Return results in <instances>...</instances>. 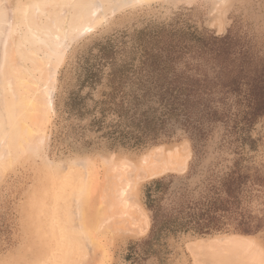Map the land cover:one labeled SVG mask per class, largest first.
I'll return each mask as SVG.
<instances>
[{"label": "rangeland", "instance_id": "374dc122", "mask_svg": "<svg viewBox=\"0 0 264 264\" xmlns=\"http://www.w3.org/2000/svg\"><path fill=\"white\" fill-rule=\"evenodd\" d=\"M117 1L65 0L59 50L36 43L40 70L14 62L43 103L26 108L22 149L3 117L18 87L0 76V264H264V0ZM42 4L0 0V72L4 49L42 36L19 7L38 24ZM92 4L98 21L68 34L73 8ZM151 155L174 158L133 171ZM206 206L209 229L172 227Z\"/></svg>", "mask_w": 264, "mask_h": 264}, {"label": "bare ground", "instance_id": "6f19581e", "mask_svg": "<svg viewBox=\"0 0 264 264\" xmlns=\"http://www.w3.org/2000/svg\"><path fill=\"white\" fill-rule=\"evenodd\" d=\"M25 1V0H24ZM27 2L29 1V0H26ZM40 1V0H39ZM44 3H45V5H48V3L50 4V7H51V5H53V8L52 9H50L49 11H48V9L46 10V12L42 15V18H43V22H41V23H39L40 21H41V17L39 18L40 19V21L38 22V24H36V22H37V20H35L34 21V17H31V15L30 14H26V9H23V8H21V7H19V6H17V8L19 7L20 9H22L21 11H19V12H21L20 14H21V17H20V22L21 23H23L24 25H26V26H33V28H34V26L38 29V30H35V31H39V33L41 32V34H39V35H42V36H40V38L38 37V39H37V41L35 42L34 40L35 39H33V40H31V38H35V37H28V35L26 34V35H24L20 40H19V38L17 39V41L14 43V45L12 46V47H10L8 50H6V49H4L3 50V48H2V52H3V54H2V58H3V55H4V58H3V60L5 61V64H4V66L3 65H1V72L0 73H2V69H3V67H4V72L2 73V75H0V76H3V74H5V75H9V74H11L12 76H10V77H6L5 78V80H4V78H3V80L4 81H6L7 80V78H9V80H11L10 78H12V81L14 80V83L16 84H14V83H12V84H14L13 86H14V88L12 87H8V89L10 88V89H13V92H14V89H15V86H16V89H17V87H18V91H16V93H15V96L17 95L18 97H20V98H18V100H15L16 99V97H15V101L12 99V101L11 100H9V102H8V100H6V97H4L5 98V101H4V103L7 101V104L5 103V105H6V110H5V114H4V116L3 117H6V121H8V123L7 122H5V123H3V125L4 124H9V127H10V132L9 133H11V138H10V142L9 143H11V147L13 148V146L14 147H16V145H18L17 144V142H19V140L17 141V137H19L20 135H26V137H29L30 138V133L32 132V126L29 128V127H26V122H24V120H26L27 119V113L30 115V113H31V111L30 112H28V110H30L31 108H32V110H34L33 109V103L34 102H36V104H34L35 106H34V108H36L35 110L37 111L36 113L38 114V115H40V113H38L39 111H42L41 109H43V103H42V101L40 100V98H37L36 97V99H31L30 97H29V95L31 94L30 93V91L32 90V89H30L29 88V86L27 85V84H29V83H26V81H27V79H25V78H27V76L26 75H28V74H25V75H22L23 73L21 72L22 71V69H24V68H22V67H20V70H18V69H16L14 66H19V64H16L17 62V59H20L22 62H28V61H30L31 63H32V67L33 68H30V69H36L37 68V70H40V66L39 65H41V61L40 60H38V58H37V60L39 61H36L35 59H36V57H35V53H36V47H35V45H36V43H41L42 42V44L44 45L45 43H47L48 42V44H49V49H51V48H53V49H51L50 50V53H49V55L51 54V53H53V52H55V50L54 49H58L59 48V46L64 42V40H66V38H67V36L66 37H59L58 35L61 33L60 31V33H58V32H56V30H58L60 27H61V24L62 23H64V21L63 20H65L64 18H65V16H64V18H63V15H62V18H63V20L61 19V18H59V16H57V13L55 12V10H57L58 8H57V6H59L61 3H63L65 0H42ZM66 1H68V0H66ZM106 1V3L108 4L109 2V0H105ZM135 1V4H136V2H137V0H134ZM140 1V0H139ZM151 1V0H150ZM20 2H22V1H20ZM31 2H32V4H31ZM30 3H28V4H31L32 6L35 4L34 3V1H31ZM90 2H93V1H90ZM101 2V1H100ZM131 2H133V0H118L117 1V5H119V6H116V7H120V5L121 6H126L124 3H131ZM18 3V2H17ZM138 3V2H137ZM144 3V2H143ZM25 4V2L23 3V5ZM91 4V3H90ZM89 4V5H90ZM99 4V3H98ZM105 3H103L102 5H104ZM110 4V3H109ZM124 4V5H123ZM133 4V3H132ZM21 5V4H20ZM26 5H27V3H26ZM31 5H28L29 7L31 6ZM37 5V7H38V4H36ZM41 5V4H40ZM43 6H45L44 4H42ZM89 5H87L89 8H90V10L89 9H87V10H89L88 12H87V10L85 11V13H83V8H77V7H74L73 8V12L71 13V16H70V19H68L69 21V23H68V25H69V27H70V30H69V32H68V34H71L72 35V33L74 34V32H76L75 34H79V33H82V31L84 30V29H82V30H79L78 29V26H77V22L80 20H82V19H84V15H85V17H88V21L90 22L91 21V23L92 22H94V23H96V20L98 21V19L96 18L98 15H97V10L98 9H102L103 10V12H105V9L103 8V7H100L99 5L97 6L96 5V8H95V6H94V8H93V6H92V8H91V6H89ZM128 5V4H127ZM130 5V4H129ZM32 6L30 7V9L32 8ZM35 6V5H34ZM49 6V5H48ZM109 7H110V5H108ZM107 6V7H108ZM37 7H35V10H36V8ZM47 7V6H46ZM55 8H57V9H55ZM92 9V10H91ZM34 10V11H35ZM37 10H39V9H37ZM59 10V9H58ZM106 10H107V8H106ZM113 10H115V9H113ZM44 11V10H43ZM43 11H42V13H43ZM60 11V10H59ZM58 11V12H59ZM18 12V11H17ZM28 12V11H27ZM36 12V11H35ZM34 12V13H35ZM29 13H30V11H29ZM62 13V12H61ZM60 13V14H61ZM19 14V15H20ZM41 14V13H40ZM39 14V15H40ZM17 15V14H16ZM59 15V14H58ZM69 15H70V13H69ZM100 18V17H99ZM86 19L87 18H85L84 19V21H86ZM63 21V22H62ZM93 23V24H94ZM18 24V23H17ZM19 25V24H18ZM14 26V25H13ZM20 26V25H19ZM22 26V25H21ZM25 27V26H24ZM68 27V26H67ZM23 28V27H22ZM32 28V27H31ZM50 28V29H49ZM63 28V27H62ZM20 30V29H19ZM41 30H43V31H41ZM45 30V31H44ZM47 30H51V32L52 33H49V31H47ZM17 31V30H16ZM27 31V30H26ZM32 31V30H31ZM24 32V31H23ZM47 33L46 34V40L44 41V35L42 34V33ZM25 33V32H24ZM67 33V32H66ZM38 33H36V35H37ZM68 34H65V35H68ZM60 35H62V34H60ZM16 36H18V33L16 34ZM16 36H15V38H16ZM74 36V35H73ZM11 37H13L12 39H15L14 38V35H11L10 36V39H11ZM69 37V36H68ZM71 38H72V36H70ZM4 39V38H3ZM10 39H9V41H10ZM11 39V40H12ZM14 41V40H13ZM11 43H13V42H11ZM11 43H10V45H11ZM5 44V40L3 41V45ZM9 43H7V46H9L8 45ZM28 44V45H27ZM37 46V45H36ZM52 46V47H51ZM3 47V46H2ZM42 47V49H43V46H41ZM40 47V48H41ZM45 48H47V46L45 45L44 46ZM51 47V48H50ZM1 49V48H0ZM42 49H40L41 50V53L43 52V51H45V49L42 51ZM54 50V51H53ZM59 50V49H58ZM5 51H7V53L5 52ZM4 52L6 53V55L4 54ZM38 52H39V48H38ZM36 54H38V53H36ZM39 57H40V55H38ZM46 57H41V59H45ZM48 59V58H47ZM45 61V60H44ZM14 62H16L15 64H14ZM20 61H18V63H19ZM20 66H21V62H20ZM42 66V65H41ZM28 67V66H27ZM26 67V68H27ZM22 68V69H21ZM28 69V68H27ZM25 70V69H24ZM23 70V71H24ZM29 70V69H28ZM48 70V69H47ZM30 73V72H29ZM46 73H47V71H46ZM24 76H26L25 78H24ZM46 76V75H45ZM43 77V76H42ZM47 77V76H46ZM14 78V79H13ZM41 78V77H40ZM1 79V78H0ZM2 79L0 80V81H3ZM8 80V81H9ZM3 81V82H4ZM8 81H6V82H4L5 83V85H6V83L8 82ZM32 81V80H31ZM44 82V81H43ZM1 83V82H0ZM48 83V82H47ZM3 84V83H2ZM9 85H10V82L8 83ZM11 84V85H12ZM4 85V84H3ZM3 86L4 87V90L6 89L5 87L7 86ZM8 85V86H9ZM31 85V84H30ZM28 86V87H27ZM33 86V85H32ZM31 86V87H32ZM2 87V88H3ZM1 88V89H2ZM43 88V87H42ZM6 90V91H2V96H4L3 95V93H7L9 90ZM28 89H29V91H28ZM0 91V92H1ZM34 91V90H33ZM40 91V90H39ZM12 92V93H13ZM36 92V91H35ZM9 93V92H8ZM7 93V94H8ZM42 93V92H41ZM1 94V93H0ZM6 95V94H5ZM12 95V94H11ZM14 95V94H13ZM39 95V94H38ZM8 96H10V94H8ZM0 99H2V98H0ZM32 101H31V100ZM1 101V100H0ZM3 101V100H2ZM34 101V102H33ZM32 102V103H31ZM32 105H31V104ZM42 104V105H41ZM1 106L0 107H2L3 106V104H0ZM29 105V106H28ZM30 106H32L31 108H30ZM26 108H30V109H26ZM3 109V108H2ZM34 110V111H35ZM4 113V112H3ZM33 115V114H32ZM31 116V115H30ZM30 116H28V118L30 117ZM34 117H35V115H33ZM32 116V117H33ZM41 116V115H40ZM39 116V117H40ZM36 117H38V116H36ZM35 117V118H36ZM38 117V118H39ZM22 118H23V124L25 123V126L23 125H21L22 124V122L20 123V120H22ZM2 120H3V118H2ZM31 120V119H30ZM27 121H29V119H27ZM0 123H2L1 122V120H0ZM30 123V122H29ZM28 123V124H29ZM7 124L5 125V126H7ZM37 124V123H36ZM2 125V124H1ZM2 125V126H3ZM35 125V124H34ZM1 126V128H0V131H2V127ZM37 126H38V124H37ZM8 127V126H7ZM8 127V128H9ZM29 128L30 129V131H29V129L27 130V129ZM33 128H34V126H33ZM39 129V128H38ZM9 129H5L3 132L5 133V131H8ZM34 130V129H33ZM38 131V130H37ZM2 132V135H0V138H1V136L3 137V133ZM1 133V132H0ZM8 132H6V134H7ZM34 134H35V132H33ZM6 134L4 135V137L6 136ZM33 134H31V136H32ZM23 137V136H22ZM32 137H34L35 138V135H33ZM31 137V138H32ZM20 138V137H19ZM30 138V139H31ZM24 139V138H23ZM30 139L29 140H25V141H23V142H26L27 141V144H28V141H30ZM39 139V138H38ZM2 140H3V138H2ZM1 140V141H2ZM9 140V139H8ZM20 141H21V139H20ZM31 141H34L33 140V138L31 139ZM3 142V141H2ZM35 142V141H34ZM4 143V142H3ZM5 144V143H4ZM16 144V145H15ZM19 144H20V142H19ZM31 144H32V142H31ZM36 144V143H35ZM10 145V144H9ZM6 146V145H5ZM30 142H29V145L28 146H26V147H28V149H30ZM33 146H34V144H33ZM18 147L19 148H21L22 149V147H23V145L22 146H19L18 145ZM32 147V146H31ZM1 148V147H0ZM3 148H4V150L6 151V149H5V147L3 146L2 147V149L1 150H3ZM17 148V147H16ZM24 148V147H23ZM34 149V148H33ZM36 149V148H35ZM1 150H0V152H1ZM20 151H22V150H20ZM33 151V150H32ZM13 152V151H12ZM27 152V151H26ZM25 152V153H26ZM29 152V151H28ZM27 152V153H28ZM36 152H37V149H36ZM162 152V151H161ZM3 153H5V154H7V152H4L3 151ZM19 153V152H18ZM17 153V154H18ZM24 153V154H25ZM30 153V152H29ZM165 153V152H164ZM4 154V155H5ZM11 154V153H10ZM35 154V153H34ZM166 154V153H165ZM164 154V155H165ZM14 155H16V154H14ZM162 155V154H161ZM158 156V158H157V155H151V156H149L148 157V159H145L144 161L142 160L141 161V163L140 164H136V165H132V169H133V171H137V170H142V171H144L145 173H153V175L159 170V165L157 164V162H160V164L162 165V166H167L166 164L167 163H169L170 161H173L172 159L174 158V156L172 157L171 155H168V156ZM167 155V154H166ZM12 156V155H11ZM20 156H22V153H21V155ZM1 157V156H0ZM6 158H7V156H5ZM18 157H19V155H18ZM172 157V158H171ZM3 158V157H2ZM1 158V159H2ZM11 158H13V157H11ZM15 159V158H14ZM4 161V160H3ZM14 161V160H13ZM1 163H2V161H1ZM5 163V162H4ZM122 179V178H121ZM120 191H122V189H120ZM114 225V224H113ZM86 231V230H85ZM83 237V236H82ZM85 239V238H84ZM230 242V243H229ZM228 243H229V245L227 246V247H229V246H232V247H229L228 249H229V251H230V248L232 249L231 251H234L233 253H237L238 254V252H240L239 250H244L245 248H246V250H248L249 251V249H247V246H249V244L247 245L245 242H243V241H228ZM234 247L235 248H237L238 249V252H237V249H234ZM249 248H251V247H249ZM245 250V252H247ZM230 251V252H231ZM251 251V250H250ZM250 253V252H249ZM249 253H248V255H249ZM253 253L255 254V252H253L252 251V253H250V255L252 256L253 255ZM261 253V252H260ZM259 253V254H260ZM231 254H232V252H231ZM231 254H229V255H231ZM236 254V255H237ZM256 254H257V252H256ZM259 254H258V257H259ZM239 255V254H238ZM246 256V255H245ZM257 256V255H256ZM248 257V256H247ZM253 257H255V256H253ZM263 257V256H262ZM239 258V257H238ZM250 259H252V257H249ZM257 258V257H256ZM255 259V258H254ZM264 260V259H263ZM262 261V260H261ZM260 261V262H261ZM238 263V262H237ZM247 262H245V264H246Z\"/></svg>", "mask_w": 264, "mask_h": 264}, {"label": "trees", "instance_id": "16d2710c", "mask_svg": "<svg viewBox=\"0 0 264 264\" xmlns=\"http://www.w3.org/2000/svg\"><path fill=\"white\" fill-rule=\"evenodd\" d=\"M161 184V183H160ZM158 187V184H157ZM151 208H153V215H152V228L155 229L157 225H159L157 222L158 219V211H156V207L152 204L150 205ZM150 208V207H149ZM215 212H217L215 209L212 208ZM210 210L207 209V206L205 209H201L198 214L197 212H194V209L191 208L190 212H185V210H179L177 211V214L175 218L177 217V221H175L172 224V227L176 228V230H196L198 233H202V231L209 229L212 224V218L209 216Z\"/></svg>", "mask_w": 264, "mask_h": 264}]
</instances>
